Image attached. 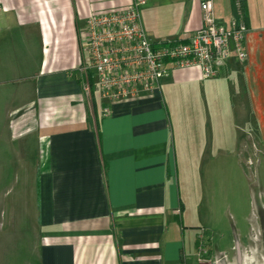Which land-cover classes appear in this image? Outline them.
I'll list each match as a JSON object with an SVG mask.
<instances>
[{
  "label": "crops",
  "instance_id": "obj_1",
  "mask_svg": "<svg viewBox=\"0 0 264 264\" xmlns=\"http://www.w3.org/2000/svg\"><path fill=\"white\" fill-rule=\"evenodd\" d=\"M134 1L153 42L201 26L198 0H0V147L32 150L39 264H202V164L247 132L264 144V0H213L247 27L243 61L209 79L171 69L100 116L79 71L85 22Z\"/></svg>",
  "mask_w": 264,
  "mask_h": 264
},
{
  "label": "rangeland",
  "instance_id": "obj_2",
  "mask_svg": "<svg viewBox=\"0 0 264 264\" xmlns=\"http://www.w3.org/2000/svg\"><path fill=\"white\" fill-rule=\"evenodd\" d=\"M251 134L246 146L221 148L211 170L202 164L200 213L213 218L197 250L202 264H264V144ZM6 150L0 147V264H39L32 150L14 145L7 157Z\"/></svg>",
  "mask_w": 264,
  "mask_h": 264
},
{
  "label": "built area",
  "instance_id": "obj_3",
  "mask_svg": "<svg viewBox=\"0 0 264 264\" xmlns=\"http://www.w3.org/2000/svg\"><path fill=\"white\" fill-rule=\"evenodd\" d=\"M198 1L201 26L184 41H151L140 22L138 1L87 17V55L79 71L82 89L97 102L101 117L110 115L116 102L155 92L171 69L197 66L201 78L209 79L230 58H246L244 22L225 25L216 18L213 0Z\"/></svg>",
  "mask_w": 264,
  "mask_h": 264
},
{
  "label": "trees",
  "instance_id": "obj_4",
  "mask_svg": "<svg viewBox=\"0 0 264 264\" xmlns=\"http://www.w3.org/2000/svg\"><path fill=\"white\" fill-rule=\"evenodd\" d=\"M199 245V244H198Z\"/></svg>",
  "mask_w": 264,
  "mask_h": 264
}]
</instances>
